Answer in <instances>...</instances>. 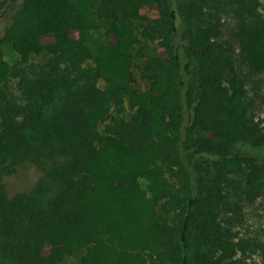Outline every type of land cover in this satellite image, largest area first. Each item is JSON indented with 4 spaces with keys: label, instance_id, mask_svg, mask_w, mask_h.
I'll list each match as a JSON object with an SVG mask.
<instances>
[{
    "label": "trees",
    "instance_id": "obj_1",
    "mask_svg": "<svg viewBox=\"0 0 264 264\" xmlns=\"http://www.w3.org/2000/svg\"><path fill=\"white\" fill-rule=\"evenodd\" d=\"M1 5L0 264H237L253 243L236 223L264 198L259 0ZM7 44L48 58L13 69Z\"/></svg>",
    "mask_w": 264,
    "mask_h": 264
},
{
    "label": "rangeland",
    "instance_id": "obj_2",
    "mask_svg": "<svg viewBox=\"0 0 264 264\" xmlns=\"http://www.w3.org/2000/svg\"><path fill=\"white\" fill-rule=\"evenodd\" d=\"M3 1L4 0H0V38L2 37L4 26L7 24V19L9 18L8 15L11 11V9H7L5 5H1ZM259 4L260 10L264 11V0H259ZM105 28V26H102V29L92 32L89 36V42L96 46L101 44L104 39L103 32ZM3 53L5 60L13 69L37 67L43 64L48 58L46 54H35L30 57L28 63L22 65L20 56L13 50L10 44L3 47ZM142 65V62L136 61L131 68L132 86L140 92L149 90L152 84V80L144 73ZM257 80L262 94L264 95V75L259 76ZM17 84L18 80L16 79H11L8 82L9 90L15 95L18 94ZM250 92L254 93L255 91L254 89H251ZM123 108H125L124 114H120L114 109L110 113L109 119L99 125V130L102 131L104 129L105 124L109 122L110 118L119 116L129 117L134 112L129 108L126 101L123 104ZM259 113L260 116L264 118V106ZM205 166L206 168H210L209 164L205 163ZM236 225L240 237L244 240H250L253 243L251 250L246 255L238 254L235 257L237 264H264V198L257 201L254 205L246 204L243 217L240 218ZM85 253L86 250H81L72 256L65 257L57 264H80Z\"/></svg>",
    "mask_w": 264,
    "mask_h": 264
}]
</instances>
